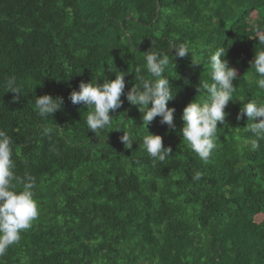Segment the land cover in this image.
Segmentation results:
<instances>
[{
	"label": "trees",
	"instance_id": "16d2710c",
	"mask_svg": "<svg viewBox=\"0 0 264 264\" xmlns=\"http://www.w3.org/2000/svg\"><path fill=\"white\" fill-rule=\"evenodd\" d=\"M262 33L264 0H0V130L12 140L16 175L36 178L40 209L0 264H264V140L250 150L249 122L237 120L244 102L264 104L249 63ZM173 44L189 48L182 58L171 50L164 73L175 130L159 117L147 126L171 156L159 162L142 149L143 113L123 95L112 124L88 130L89 109L69 99L80 82L123 71L127 91L139 84L138 67L147 76L145 52ZM220 47L237 78L205 162L182 139L181 115L206 98L197 87L211 82ZM12 76L18 100L6 88ZM44 94L63 100L52 117L35 110ZM35 130L45 139L30 145Z\"/></svg>",
	"mask_w": 264,
	"mask_h": 264
},
{
	"label": "clouds",
	"instance_id": "9594fccd",
	"mask_svg": "<svg viewBox=\"0 0 264 264\" xmlns=\"http://www.w3.org/2000/svg\"><path fill=\"white\" fill-rule=\"evenodd\" d=\"M258 42L264 45V33L259 34ZM173 49L175 57L182 58L189 55L187 44H173L166 53L150 48L144 56L147 76L142 75V70L138 67L136 79L139 84H134L127 91H125L124 79L127 73L123 71H119L115 79H106L103 83L80 82L79 90H73L69 99L74 105H83L84 108L89 109L86 116L88 130L96 134L111 125L114 117L110 113H114L122 106L123 95L130 105L138 106V110L143 113L141 120L146 134L142 137V149L153 160L159 162L171 156L172 149L164 146L160 135L149 133L147 126L159 117L162 125L175 130V108L168 107V102L174 98V92L169 77L164 75L170 57L175 59L170 55ZM226 51L220 47L210 55L211 82L200 81L197 87V91H203L206 98L199 102L195 99L189 102L183 108L181 115L182 139L205 162L217 148V124L218 122L221 125L225 124L227 115L225 108L229 101L233 100L235 92L233 80L237 78V70L230 67L229 61L224 58ZM249 63L258 77L256 80L258 88L264 90V48L258 50ZM6 88L16 94L14 99L18 100L22 96V87L14 76L6 81ZM62 104V98L44 94L36 97L34 106L41 118H47L60 110ZM242 116L249 122L247 131L253 134L251 139L243 143L250 150L255 151L260 147L259 142L264 140V104L259 101L244 102L240 113L237 114V120ZM123 132L120 140L125 149H131L134 139L130 133ZM44 139L45 135L35 130L29 139L30 145H38ZM12 155V140L5 131L0 130V256L20 240L23 232L32 227L40 212L38 202L34 199L36 178L27 172L22 177L17 176ZM210 209L213 211L212 207Z\"/></svg>",
	"mask_w": 264,
	"mask_h": 264
},
{
	"label": "rangeland",
	"instance_id": "374dc122",
	"mask_svg": "<svg viewBox=\"0 0 264 264\" xmlns=\"http://www.w3.org/2000/svg\"><path fill=\"white\" fill-rule=\"evenodd\" d=\"M259 219H261V217H258Z\"/></svg>",
	"mask_w": 264,
	"mask_h": 264
},
{
	"label": "bare ground",
	"instance_id": "6f19581e",
	"mask_svg": "<svg viewBox=\"0 0 264 264\" xmlns=\"http://www.w3.org/2000/svg\"><path fill=\"white\" fill-rule=\"evenodd\" d=\"M232 29V28H231Z\"/></svg>",
	"mask_w": 264,
	"mask_h": 264
}]
</instances>
